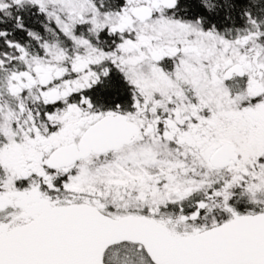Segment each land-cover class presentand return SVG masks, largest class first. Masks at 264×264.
Instances as JSON below:
<instances>
[{
	"label": "snow or ice",
	"instance_id": "1",
	"mask_svg": "<svg viewBox=\"0 0 264 264\" xmlns=\"http://www.w3.org/2000/svg\"><path fill=\"white\" fill-rule=\"evenodd\" d=\"M0 264H264V0H0Z\"/></svg>",
	"mask_w": 264,
	"mask_h": 264
}]
</instances>
